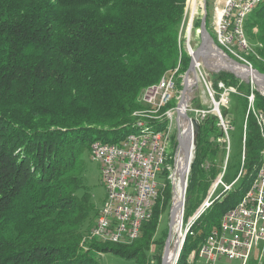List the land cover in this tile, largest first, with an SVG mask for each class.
<instances>
[{
    "label": "trees",
    "instance_id": "1",
    "mask_svg": "<svg viewBox=\"0 0 264 264\" xmlns=\"http://www.w3.org/2000/svg\"><path fill=\"white\" fill-rule=\"evenodd\" d=\"M184 5L185 0H0V264H98L94 256L103 253L134 258L136 264L161 263V253L152 263L147 253L170 200L169 186L137 241L97 245L85 240L98 214L85 183L86 159L93 142L118 144L133 132L132 114L143 108L146 88L189 67L179 46ZM245 28L257 29V53L264 62V2ZM255 68L264 74L263 63ZM217 83L243 94L231 107L243 123L250 86L225 72L212 76V87ZM253 94L254 108L264 113V96ZM198 125L185 215L218 177L215 163L224 137L214 115ZM262 149L249 116L240 184L215 199L188 229L176 264H187L243 197Z\"/></svg>",
    "mask_w": 264,
    "mask_h": 264
},
{
    "label": "built area",
    "instance_id": "2",
    "mask_svg": "<svg viewBox=\"0 0 264 264\" xmlns=\"http://www.w3.org/2000/svg\"><path fill=\"white\" fill-rule=\"evenodd\" d=\"M259 1L262 0H226L221 8L213 11L212 32L223 36L228 42V49L220 50L238 63H242L240 53L249 50L248 46H243L241 42V34H239L240 15L249 14V9L258 4ZM193 68L196 78H200L205 84L215 107L214 111L217 112L220 125L227 137V130H231V128L224 124L218 112L220 103H215L213 100L212 92L200 70L199 59L196 58ZM175 73H177V69L164 75L157 84L142 92L140 102L144 111L155 110L157 112L161 99H168L170 103V82L171 79H175ZM219 87L224 91L223 97L229 92H234L232 89H224L222 83H219ZM247 99L248 106L243 123L242 142L244 144L248 117H261L262 127L257 128L259 139L263 144L260 159H264L263 115L249 113V102L255 100L252 92ZM222 101L226 103L225 99ZM172 117L173 111L170 110V117L161 121L164 122V127L169 128ZM147 122L156 123L154 121ZM136 124L141 123H133L132 128H136ZM90 147L91 161L100 166L105 199L85 240L102 244L130 245L131 240L139 239L143 221L147 219V211H149V206L153 204V195L157 194L159 187H161L157 181L160 177V167H158L159 134L131 138L123 145L91 144ZM241 171L242 167L235 180L239 178ZM235 180L224 185L219 178L212 186L206 201L192 217L187 219L185 224L183 222L185 208L182 207L180 228L173 238L174 241L170 240L171 243H169V247L174 252V257L172 260L168 258L167 264L177 263L178 252H181V237H186L183 236V227L192 228L195 221L211 206L214 201L212 196L218 186H222V193L225 194L231 190ZM191 235H193L192 232ZM194 255L210 263L224 258L228 262L236 264H262L264 261V169L262 179L259 180L256 187L251 189V196L246 197V202L243 203L242 207H233V215L223 214L218 226L209 232L202 244L194 251Z\"/></svg>",
    "mask_w": 264,
    "mask_h": 264
},
{
    "label": "rangeland",
    "instance_id": "3",
    "mask_svg": "<svg viewBox=\"0 0 264 264\" xmlns=\"http://www.w3.org/2000/svg\"><path fill=\"white\" fill-rule=\"evenodd\" d=\"M203 9H204V0H199V1L198 0H185L184 13H183L182 21H181V24L179 27V46H180V50H182L181 51L182 55L186 56L189 59L188 64L191 63V58H190V56H188L189 55L188 49H187L188 46H190V48L192 50L196 51L201 44L200 34H199V27L200 26L198 27V25L201 23V19L203 17ZM206 11H207L206 29H207L208 33L210 34L211 38L213 39V41H215V39H214L215 33L212 32L213 31V17H212L213 11H212V6H211V0H206ZM257 34H258V31L256 28H253L251 33H247L246 28L244 26V35H245V39H246L249 50L240 53V60H242V64L248 65L249 67L252 68V70L259 72L255 67H256V65L257 66L261 65V63L264 64V62H263V60L260 59V57L258 56V53H257V49H259L261 47L260 44L256 40ZM248 58H252V60H249ZM198 59H199V63H200V70L204 76V79H205L207 86L210 88V90L212 92L213 100L215 101V103H220L218 106V109H219L218 112H219L224 124L226 126H228L229 128H231V130L230 129L227 130V137H226V135L224 134L223 129L220 125V121H219V126L223 132L224 137L221 140V148H220L221 150L218 154L217 161L215 163V169L218 172V177L216 178L215 181H213L211 186L208 188L207 194H206L205 198L202 200V202L194 210L186 213V215L184 212V219H183L184 224L186 223V221L190 217V215L192 217L193 214L206 201L207 197L209 196V192H210L212 186L214 185V183L219 178H222L223 173L225 171V168H226V171H225L226 173L222 179V182L224 185H228L234 179V177L239 173V171L241 170L242 145H243V142H242L243 134H241V133H243V123H244L245 115L243 118V123L241 120L236 121V118L231 111V107L234 104V99L236 97H243V94L241 92H238L236 88L226 87L222 83L224 89H232L234 91V92H229L228 94H225L223 97L224 91L222 88L219 87V83H217L216 89L212 87V76L216 75L220 72H225V73L232 74L236 79H238L239 84L244 83L245 85H249L250 86V92L246 96L247 106H248V99L247 98L249 97L251 92L253 94V90L256 91V89H257L255 87V85L250 83L249 78H247V79L241 78V77L239 78V77H236L234 73H232L228 70L216 69L213 66V63L215 62L214 59H204V58H198ZM187 69H186V71H187ZM186 71L183 72L182 74H179V73L176 74L175 78L177 80H175V82H176L177 88H176V92L174 95L175 99L172 101V103L171 102L169 103L170 107H172V108L171 109L163 108L164 110L161 109L162 112H160V114H161V113H164V112H167L170 110L173 111L172 122L169 126V129L166 131V137L169 139L168 140V146L171 144L167 150L168 154L170 153L169 157L167 159V161H168L167 164L171 166L170 167L171 173L169 172V175L166 174V175L160 176L157 179V181L160 183V186H161V187H159V193H160L161 199L164 198V192H165L166 187L168 185L169 189H170V191H169L170 192V200H169L167 208L164 210V212L159 217L157 229H156V232H155L153 239H152L153 243L150 245L149 251L147 253L149 263H152L155 261L153 256L155 254H158V253H161V259H162L163 252H164V245H165V242L167 240V235L169 232V219H170L169 213H170V210L173 206L174 199L176 197L173 180H171V175H172V166L174 165L175 155H176V151L178 148V139L180 136V131L182 130V126L179 127L180 123L177 121V115L175 112V108H176V105H177L179 98H180V95H181V91L183 88V81H184ZM259 73L262 74L261 72H259ZM189 77H190L189 81H192L191 83H194V82L195 83L188 87V91H187L186 96H185L184 112L190 118L195 119L198 123L200 121H202L203 119L207 118L209 115H214L218 118L217 112L214 111L215 107L212 103V99L208 95V92L206 90V87H205V84L203 83V81L198 77H197L198 80H196V81L193 80L192 74H190ZM253 96H254V94H253ZM224 99L226 100V103H223L222 100H224ZM253 105H255V102ZM222 109L227 111L226 117H222V115H221ZM138 111H135V112H138ZM135 112L133 114H135ZM152 116L158 117L157 115H152ZM202 116H204V117L202 118ZM218 120H219V118H218ZM241 126H242V131H241ZM185 138H187V139L190 138V135L187 133ZM228 146H229V149H228ZM171 162H173V163L171 164ZM209 166H210V162H205L202 164V168L204 170H207L209 168ZM188 177H189V174H188ZM236 180H237V182H235L234 186H233L234 189H236L240 184L239 183L240 181L238 180V178ZM85 183H86V186L90 190L92 201L94 202L95 207L98 211L100 209L104 199H105V190H104V187L102 185V180H101V176H100V166L98 163L91 161L88 152H87V159H86ZM222 192H223L222 186H218L215 194L212 196V199L215 200L217 198L222 197L224 195ZM186 199H187V196H185L184 208H185ZM196 221H195V223H196ZM185 228L186 227H184V229ZM143 229H144V227H143ZM183 233H184V230H183ZM171 236L172 237L174 236V238H175V233L173 231H172ZM173 241H174V239H172V242ZM156 242H157V244H156ZM96 244L97 245H104V244L99 243V242H96ZM94 257H95V260L98 264H136V259L124 258V257H122L120 255H116L114 253L95 254ZM177 258L179 259V257H177ZM187 264H236V263L228 262L224 258H221V259L215 261L214 263H210L209 261H206L203 258H199V257L195 256L194 251H193L187 259Z\"/></svg>",
    "mask_w": 264,
    "mask_h": 264
},
{
    "label": "bare ground",
    "instance_id": "4",
    "mask_svg": "<svg viewBox=\"0 0 264 264\" xmlns=\"http://www.w3.org/2000/svg\"><path fill=\"white\" fill-rule=\"evenodd\" d=\"M263 2H264V0L259 1L258 4L253 5V7H251V9H249V14L240 15V18H239V34H241V42L243 43V46H248L246 39H245V35H244L245 21L248 18V16L255 9H257V7L259 5H261ZM215 39H216V41H214V42H216V45L219 49L220 48L221 49H228V42H227L226 38L219 35L218 33H215ZM187 49H188V54H189L188 56H190L191 63H193V67H194V61H196V51L192 50L190 48V46H188ZM209 55H212V53H210ZM213 66L218 70L219 69L228 70V71L234 73L239 78L241 77V78H245V79H247V78L250 79V76L252 75V71H250V70H244L243 68H240L237 66L223 64L217 60H215V62L213 63ZM175 77H176V73H175ZM175 80H177V79L176 78L171 79V82H170V102L171 103L175 99L174 95H175L176 88H177ZM191 82L192 81L188 82V84H189L188 86L192 85ZM168 104H169L168 99H161V101H159V110H157V112L155 110L144 111V108L140 109L138 112H135V114H133L134 123L140 122L141 124H136V128H132L133 129L132 133L128 134L122 141H120V143L115 144V145H123L127 142V140H129L131 138H142V135H157V134H159L158 167H160V176L163 173H169L170 167H171L170 165L167 164V162H168L167 159H168L169 154H170V153L168 154L167 150H168L169 146L171 145L170 144L168 146V140L169 139L166 137V131L169 128L164 127V122H161V121H165L166 119H168L170 117V111H167V112L160 114V112H162L161 109L167 107ZM253 104H254V101L251 100L249 102V113L263 115V119H264V113L255 109ZM181 111H182V113L184 112L183 109ZM152 115H157L158 117H154ZM179 119H180L179 120V123H180L179 127L182 126V130L180 131V139H181V142H183L184 147H186V149H188V151L190 153V158H189V162H188L186 155H185V152L182 149V147L179 146V148H177L175 160H174V165H173V171H172V175H171V180H173L174 190H175V195H176L174 202H173V206H172L174 208L179 207V204L182 201V199H181L182 187L179 183V177L182 174H185L186 176H188V174L190 172V166H192L191 163H192L193 156H194V143L192 141L191 126L187 120H185L183 118H179ZM254 119L256 121L257 127H262V118L261 117H254ZM147 121H154L156 123L147 122ZM162 125H163V128L159 129L158 127H160ZM187 133L190 135V138H188V139L185 138ZM92 144L93 145H110V143H103L101 141H95ZM89 156L91 159V147L89 150ZM260 157H262V150L260 151ZM263 169H264V159H260V163L257 167L254 180L252 181L250 187L247 189V191L245 192L243 197L240 199V201L234 207H242L243 203L246 202V197L251 196L252 187H256V185H258L259 180L262 179ZM235 182H237V180ZM159 197H160L159 191L157 192V194L153 195V204H151L149 206V211H147V219H145V221H143V224L151 219L153 206ZM184 202H185V197H184ZM183 207H184V205H183ZM182 210H183L182 207L179 208L173 217L172 231L175 234L178 233V230H179L180 225H181ZM225 215H233V208L227 210L225 212ZM143 224H142V226H143ZM189 228L190 227H186L184 229V227H183V230H184L183 236L186 235ZM172 231H171V235H172ZM139 237H140V235H139ZM173 238H174V236L173 237L171 236L170 240L172 241ZM184 239H185V237H181V248H182V245L184 243ZM137 240L138 239L131 240L130 244L134 243ZM171 241H170V243H171ZM179 253L180 252H178V257H179ZM173 257H174V252H173V250H171V247H169L168 258H169V260H172ZM173 264H176V263H173Z\"/></svg>",
    "mask_w": 264,
    "mask_h": 264
},
{
    "label": "water",
    "instance_id": "5",
    "mask_svg": "<svg viewBox=\"0 0 264 264\" xmlns=\"http://www.w3.org/2000/svg\"><path fill=\"white\" fill-rule=\"evenodd\" d=\"M206 19H207L206 0H204L203 17L201 19V23H200V27H199L201 44L198 47V49L196 50V58L197 59L198 58L215 59L217 61H220V63H223V64L233 65V66L243 68L244 70L252 71V75L250 76V83L255 85V87L257 88L256 91L260 95L264 96V74H260L259 72L252 70L247 65L242 64V63H238L235 60L227 57L217 47V45L214 43L213 39L211 38L210 34L208 33V31L206 29ZM210 53H212V55H209ZM219 70H221V69H219ZM190 74L193 75V80L196 81V75L194 72L193 63L189 64V67L185 73V77H184V81H183V88L181 91L179 101L176 105L175 112L177 115V121L178 122L180 120L179 118H183L189 122V124L191 126V130H192V141L194 143L196 135L198 133V128H199L198 122L195 119L190 118L185 112L182 113V111H181L182 109L184 111L185 96H186V93H187L188 87H189L188 82L190 79V77H189ZM179 146H181L182 149L184 150L186 158L189 162L190 153H189L188 149H186V147H184L183 142H181L180 136L178 139V148H179ZM179 183L182 187V192H181L182 201L180 202L179 207H176V208L172 207L170 210V213H169V218H170L169 219V232L167 235V240H166L165 245H164V252H163V256H162L160 264H167L168 263V253H169V246H170L169 243H170V239H171L173 217H174L176 211L179 208L183 207V205H184V197H185L186 188H187V176L185 174L180 175Z\"/></svg>",
    "mask_w": 264,
    "mask_h": 264
},
{
    "label": "crops",
    "instance_id": "6",
    "mask_svg": "<svg viewBox=\"0 0 264 264\" xmlns=\"http://www.w3.org/2000/svg\"><path fill=\"white\" fill-rule=\"evenodd\" d=\"M225 1L226 0H211L212 11H214V9L222 7Z\"/></svg>",
    "mask_w": 264,
    "mask_h": 264
}]
</instances>
